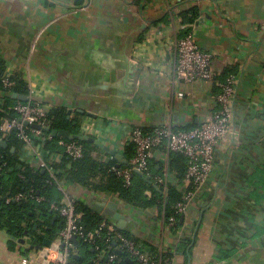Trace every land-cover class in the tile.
Wrapping results in <instances>:
<instances>
[{
  "label": "crops",
  "instance_id": "1",
  "mask_svg": "<svg viewBox=\"0 0 264 264\" xmlns=\"http://www.w3.org/2000/svg\"><path fill=\"white\" fill-rule=\"evenodd\" d=\"M192 7L197 20L183 24L180 13ZM189 33L212 55L216 81L226 71L235 75V91L229 132L182 223L172 232L152 212L110 193L68 183V194L87 205H117L130 220L128 230L169 251L173 264H264V0H0L6 74L20 73L27 95L48 111L65 109L80 130L92 129V137L128 162L134 124L192 129L216 109L215 82L175 78V42ZM30 156L22 146L19 158L29 163ZM100 157L113 159L103 150ZM150 159L171 185L187 189L186 181L169 174L161 150ZM51 194L62 200L57 190ZM51 223L57 235L63 221L55 210ZM37 237L29 233L24 244L17 240L10 247L11 238L0 229V264H36L39 250L26 249L40 243Z\"/></svg>",
  "mask_w": 264,
  "mask_h": 264
},
{
  "label": "built area",
  "instance_id": "2",
  "mask_svg": "<svg viewBox=\"0 0 264 264\" xmlns=\"http://www.w3.org/2000/svg\"><path fill=\"white\" fill-rule=\"evenodd\" d=\"M174 73L176 80L184 83L215 82L219 88V93L215 98L216 109L211 112L207 120L192 129H173L165 125L145 127L141 124H134L130 129L129 138L134 147V154L129 160L132 168L117 167L114 169L115 173L123 179L124 184L129 185L133 169L143 175H148L149 160L153 150H161L166 156L167 163L169 153H180L185 157L187 165L183 180L188 183L187 188L191 187V189L184 193L181 202L175 206L174 215L169 217L166 223L167 229L174 228L179 217L184 216L188 203L198 197L197 194L206 184L214 168L215 148L230 129L231 102L235 91V75L229 73L223 81H216L212 67V55L199 48L191 33L175 42ZM8 77L6 75L2 79L4 89L0 94V100L12 95L9 90L13 82ZM27 97L26 102L18 100L13 107L18 118L3 122L0 130L6 132L12 128L17 129L23 146L31 151L29 164L48 171V182L62 196L59 203H52L53 210L60 215L63 221L62 228L51 241L50 246L37 251L33 256V262L36 264H67L73 249L70 239L75 236L77 241L89 244L95 252L89 264H117L122 261L119 253H123L136 264H173L171 256L162 255L166 251L160 250L155 254L151 245L136 236L128 237L119 231L109 218H103L92 230H86L83 227L82 214L76 211L74 199L68 194L67 181L59 178L49 166V162H58L60 155H51L44 149V144L51 139V135L44 132L49 124L46 117L48 110L33 98L31 92ZM18 119H21V122H18ZM31 125H38L39 128L35 129ZM79 133L92 136L91 133L94 131L85 128ZM58 145L71 159H78L82 156V147L76 141L61 139ZM153 180L154 184L163 185L164 188L165 184L169 183L166 173L154 176ZM25 196L17 193L13 197L5 198L4 201L5 203L20 202ZM28 197L37 203L45 201L43 196H34L33 190L29 191Z\"/></svg>",
  "mask_w": 264,
  "mask_h": 264
},
{
  "label": "trees",
  "instance_id": "3",
  "mask_svg": "<svg viewBox=\"0 0 264 264\" xmlns=\"http://www.w3.org/2000/svg\"><path fill=\"white\" fill-rule=\"evenodd\" d=\"M81 2L82 0H76V4ZM180 17L183 24L191 25L198 18V10L196 7H192L181 12ZM229 73L232 72L226 71L223 75ZM6 75L5 62L0 56V94L4 89L2 79ZM8 78L13 82L9 91L27 95V86L20 73L10 75ZM17 101L11 96H5L0 100V126L5 121L18 118L17 113L13 110ZM46 117L49 124L48 130H44V132L50 135L52 130H67L71 134L80 132L77 119L69 117L63 108L50 109ZM61 139L67 140L51 135V139L44 144V149L49 154L60 155L58 162H49V166L59 178H64L71 188L80 187L113 194L121 202L133 208L152 212L155 220L160 221L164 226H166L169 217L174 215L175 206L181 202L184 193L191 189L189 187L186 190H178L170 183H166L165 188L163 185L154 184V176L163 175V171L159 165L157 166V162L151 159L149 160L148 175H140L133 171L130 184L125 185L123 179L114 171L117 168L116 161L114 159L103 160L100 157L102 149L94 143L87 140L76 141L81 145L83 153L80 158L71 159L63 153V149L58 145V141ZM0 140L5 142V147L0 146V229L4 230L11 238L10 247L14 245L15 241L24 237L25 230H28L35 238L41 232L52 241L56 236L55 229L57 228L55 223H51V216L54 213L52 203H59V200L52 199L51 193L56 189L48 182V171L25 163L19 158V151L23 144L17 129L12 128L6 132L0 130ZM127 151L126 156L130 160L134 154L133 144L127 146ZM186 165V159L182 154H168V172L178 183L184 179ZM126 167V165H120V169ZM30 190H33L34 196H43L45 201L37 203L28 197ZM17 193L26 196L20 202L5 203V198L13 197ZM74 202L76 211L82 214L81 223L86 230L94 229L103 220L102 215L93 211L86 203L77 198L74 199ZM178 226L179 220L175 227L169 228V230L173 232ZM119 231L128 237L134 236L128 227ZM44 236L37 237L39 242L43 240ZM72 244L73 249L67 264H87L85 259L95 256V252L90 251L89 244L82 241ZM152 251L155 254L159 252L155 246L152 247ZM119 254L122 261L117 264H136L128 260L123 253ZM162 255L172 256L169 251Z\"/></svg>",
  "mask_w": 264,
  "mask_h": 264
},
{
  "label": "water",
  "instance_id": "4",
  "mask_svg": "<svg viewBox=\"0 0 264 264\" xmlns=\"http://www.w3.org/2000/svg\"><path fill=\"white\" fill-rule=\"evenodd\" d=\"M11 97L13 99L23 101V102H26L28 100L27 95H20L17 93H12ZM18 122H21V119H18ZM25 124H27V123H25ZM31 127L35 128V129L39 128L38 125H31ZM46 130H48V129H46ZM50 132H51L52 136H55L58 138H63V139L73 140V141H84V140L90 141V142L94 143L96 146H98L100 149H102L110 157L115 159L118 162L117 163L118 168L120 167L121 164L126 165L128 168H132V165L128 161L122 160V157L120 155L115 153L113 150H111L106 145H104L101 141H99L98 139H96L92 136H88V135H85L83 133L71 134L67 130H52ZM0 146L5 147V142L3 140H0ZM133 171L137 174L142 175V173L137 171V170L133 169ZM88 205L93 211H95L98 214H101L103 218L111 219L117 229H119V230L126 229L127 223L130 220L122 212L119 211V208L117 207V205H115L113 203H108V204L97 203L95 201L89 203ZM145 213L150 215V213L147 211ZM37 216H39V213H37ZM55 219H56V215H54L52 217V221ZM179 221L182 223L183 216L180 217ZM28 235H29V231L25 230L24 236L27 237ZM70 240L74 244L77 243V239L75 236H73ZM18 242L21 244H24L25 239L20 238V239H18ZM50 244H51V240L44 238L40 243L34 242L33 244H31L30 247L26 249V252H29L31 249L42 250L44 247L50 246ZM128 260H130V259H128Z\"/></svg>",
  "mask_w": 264,
  "mask_h": 264
},
{
  "label": "rangeland",
  "instance_id": "5",
  "mask_svg": "<svg viewBox=\"0 0 264 264\" xmlns=\"http://www.w3.org/2000/svg\"><path fill=\"white\" fill-rule=\"evenodd\" d=\"M59 193V192H58ZM60 194V193H59ZM125 204V203H124ZM125 205H127V204H125Z\"/></svg>",
  "mask_w": 264,
  "mask_h": 264
}]
</instances>
